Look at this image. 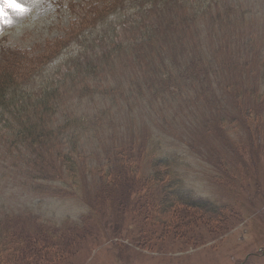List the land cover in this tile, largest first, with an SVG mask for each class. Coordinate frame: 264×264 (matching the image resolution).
Returning a JSON list of instances; mask_svg holds the SVG:
<instances>
[{"label":"rangeland","instance_id":"rangeland-1","mask_svg":"<svg viewBox=\"0 0 264 264\" xmlns=\"http://www.w3.org/2000/svg\"><path fill=\"white\" fill-rule=\"evenodd\" d=\"M19 2L29 11L21 16L7 10L12 23L0 24V46L12 49L15 55L10 59L30 50L44 52L46 60L32 70L38 83L81 50L76 40L102 51L104 32L100 31L108 23L109 12L99 11L107 9L109 0ZM124 3L134 13L149 8H137L133 0ZM158 7L163 8L160 20L181 17L179 29L184 27L186 45L183 48L182 43L168 56L169 66L175 56L177 65L173 72L166 68L175 74V83L164 99L152 108L146 99L129 114L132 101L112 90L89 93L82 99L69 92L78 119L89 115L94 121L100 111L111 109L115 121L100 131L104 143L89 133L92 125L84 123L92 140L86 136V126L77 125L78 140L86 137L83 150L73 154L81 171L79 185H74L67 169L60 168L59 178L36 183L40 185L37 193L29 191L21 178L12 175L14 168L9 169L16 156L8 149L11 132L0 129V212L14 215L10 217L14 229L28 234L43 224L58 229L84 218L77 227L79 233L69 239L68 253L53 249L55 255L48 254L44 245L54 239L49 240V235L58 240L50 233L42 240L34 239L38 250H45V261L0 257V264H60L64 257L63 264H264V0H170ZM100 15L103 22L94 21ZM3 53L0 68L8 57V52ZM161 72H154L150 79L161 78ZM125 76L122 70L112 74L110 86H117L114 78ZM116 99L117 108L113 107ZM145 105L149 112L141 115ZM117 149L127 154L135 149L136 155L140 149L146 176L152 172V157L166 156L171 171H178L183 180L184 192L167 184L155 186L154 199L146 200L157 207L155 217L147 214L153 206L150 202L144 201L145 207L142 203V213L135 211L139 184L132 186V198L125 196L126 201L116 196H123V189L109 198L115 191L104 194L97 180L100 170L121 169L114 159ZM185 194L188 202L207 200L210 204L198 210L184 205L180 209L176 200ZM182 217L191 221L183 219L176 231L172 224ZM11 246H1L0 252L16 255L18 251Z\"/></svg>","mask_w":264,"mask_h":264},{"label":"trees","instance_id":"trees-1","mask_svg":"<svg viewBox=\"0 0 264 264\" xmlns=\"http://www.w3.org/2000/svg\"><path fill=\"white\" fill-rule=\"evenodd\" d=\"M126 1L129 2L130 0ZM133 1L137 8L139 6L144 7V5L149 8H139L134 13V9H128V6H125L124 0H109L107 9L103 8L99 11V14L109 12L108 23L100 31L104 32L102 37L104 44L100 45L102 51L92 49L86 41L76 40L75 43H78L79 46L74 45L80 47L81 50L77 51L78 53L74 54L69 62L55 67L54 70L51 69L50 74L41 83L35 80L32 70L38 64L44 63L47 57L43 54L44 52L30 50L26 51L27 54L23 57L10 59L15 55V53H10L13 52L12 49L6 50L5 46L0 49L2 59L5 56L2 55L3 52H8V57L2 66L4 68H0V78L2 79L0 81V129L5 128L11 132L8 137V144L10 145L8 149L16 156L13 166L9 169L14 168L11 171L12 175L16 174L17 177L21 178L22 185L27 186L29 191L32 190L33 193H37L40 185H36V183L59 178L60 168L67 169V173L74 177V185H79L78 180L81 171L73 154H78L83 150L81 144L86 137L83 136L81 139L80 136V140H78V136H76L77 125L81 127L82 125L86 126V124L92 125L93 130L91 132L89 127H85L87 138L92 140L91 135H93L98 143H104L105 141L100 137V131L115 123L113 117L110 116L111 109L100 111L94 121L89 115H80L78 119V116L75 115L76 111L71 109L69 92L74 91V95L82 99L89 93H105L112 90L125 95L132 101L128 111L131 114L146 99L149 103L147 105L152 108L154 102L164 99L167 92L169 93L171 83H175V74L172 72L176 70V56L170 66L167 59L170 53L176 52L182 47V43L183 48H186L183 40L184 27L179 29L181 17H178L179 20L178 18L160 20V17L163 16V8L158 7V5L170 0ZM100 16L98 20L95 17L94 21L103 22L104 17ZM185 22L183 20L182 26ZM89 38L94 39V35L90 33ZM78 39L80 38L78 37ZM104 45L105 47H103ZM18 54L22 56V54ZM192 66H195V63ZM168 67L171 68L172 72L166 70ZM119 70L126 71V76L114 78L117 86L111 87L112 79L110 76ZM158 70L162 71L159 76L161 78L157 77L155 81L150 79V75L154 72L157 74ZM141 72H143L142 77ZM185 77V73L182 74V78L185 79ZM187 77L189 78V76ZM105 78L108 82L104 81ZM133 78L137 83L133 82ZM8 82L11 85L5 88ZM95 82H98L99 85L92 86ZM102 85L106 88H103ZM172 90L174 89L172 88ZM118 99L115 100L113 107H118ZM148 106H144L140 112L141 115L149 112ZM56 116L59 118L56 119ZM88 131L92 134L88 135ZM61 136L69 138L60 139ZM58 139L60 142L57 141ZM15 143L17 144L15 145ZM118 151L117 149L114 159L116 158V163L121 165V169L100 170V179L97 180L104 194L115 191L114 194H109L110 197H107L115 198V193L123 189V196L120 198L118 195L116 196L118 200L126 201L123 199L126 198L125 196H127V200L132 198V186L139 184L140 189L138 188L133 205L135 211L142 213L143 205L144 207L146 205L143 203L144 201L153 204V202L146 200L154 199L157 192L155 186L163 187L164 184H167L183 191L184 187H181L183 180L177 174L178 171H176L177 173L171 171L172 163L170 160H166L168 159L166 156L152 157V172L146 176L143 173L144 165L140 149L136 150L138 155L135 154V149L129 154ZM169 178H176V180L170 182ZM31 180L34 183H30ZM169 193L173 192L169 191ZM129 195L131 196L129 197ZM102 198L105 199V196ZM187 198L188 195L186 196V194L177 198L176 204L180 205V209L184 205L192 211V209L198 210L210 204L207 200H189L188 202ZM153 201L155 202V200ZM155 204L157 205V203ZM92 208L94 207L92 206ZM156 211L157 207L155 208L153 204L150 206L149 212L146 213L155 217ZM6 214L0 212V218H3L0 219V247L9 248L12 245L11 247H15L18 252L16 253L17 256L14 253L4 255L0 252V257L5 258V260L20 262H24L27 258L45 261L43 256L45 250H38L34 239L42 240L50 233L55 234L58 240L49 235V240L54 239L44 245L48 249V254L54 256L55 253H51L53 249H57L60 254L68 253L71 248V240L69 239L79 233L77 227L82 222L84 223V218H81L73 225L59 226L58 229L43 224L26 234L22 229H19L21 232L16 231L12 220L14 215ZM38 218L39 215L36 216V219ZM168 218L169 221H167L171 223L172 215H169ZM181 219L175 225L172 224V228L176 231L184 221L183 219L191 221V218L182 217ZM16 222L14 220V223ZM169 226L171 227V225ZM12 234L15 236L11 238L10 235ZM63 234L68 236L65 237ZM65 259L64 257L63 261L59 263L63 264ZM49 260L52 261V259Z\"/></svg>","mask_w":264,"mask_h":264},{"label":"snow or ice","instance_id":"snow-or-ice-1","mask_svg":"<svg viewBox=\"0 0 264 264\" xmlns=\"http://www.w3.org/2000/svg\"><path fill=\"white\" fill-rule=\"evenodd\" d=\"M9 9L21 16L29 11L19 0H0V24L11 25L12 21L7 11Z\"/></svg>","mask_w":264,"mask_h":264}]
</instances>
